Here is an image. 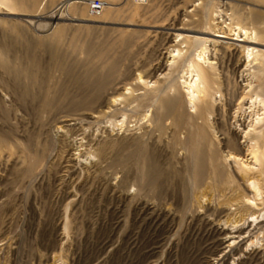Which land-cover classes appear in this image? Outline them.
I'll use <instances>...</instances> for the list:
<instances>
[{"label": "rangeland", "instance_id": "374dc122", "mask_svg": "<svg viewBox=\"0 0 264 264\" xmlns=\"http://www.w3.org/2000/svg\"><path fill=\"white\" fill-rule=\"evenodd\" d=\"M92 1L0 0V264H264V0Z\"/></svg>", "mask_w": 264, "mask_h": 264}, {"label": "bare ground", "instance_id": "6f19581e", "mask_svg": "<svg viewBox=\"0 0 264 264\" xmlns=\"http://www.w3.org/2000/svg\"><path fill=\"white\" fill-rule=\"evenodd\" d=\"M223 14H225V12L223 13ZM215 17H216V19L218 20V23L220 24V23H225V20H224V17L221 15V14H217V15H215ZM217 23V24H218ZM226 27V26H225ZM223 29V28H222ZM230 31V34H228L229 36H232V39H233V41H238V42H245V43H248V44H256V41H253L254 39H256V33L255 32H250V31H248V30H246L245 28H243V27H240L239 25L238 26H235V28H232V30H229ZM216 38H220V39H226L227 38V33H226V35H225V33H222V34H220V35H217L216 36ZM201 43V42H200ZM205 43V42H204ZM205 50V49H204ZM204 50H202V53L200 54V55H198V59H199V61H204L205 59H204ZM247 51H248V54H247V57H246V62L248 63L247 65L249 66V65H252V63L253 62H256L257 61V59H256V57H259V56H261V57H263L262 56V54H260V52H257L258 54L256 55V56H254L255 55V53H254V51H255V49L254 48H247ZM206 52V51H205ZM178 53V52H177ZM254 58H253V57ZM174 61V60H173ZM246 65V66H247ZM195 67H197L200 71H199V73L197 74V75H194L193 77H191V79L190 80H186L185 81V84L187 85V90H188V93H189V95H190V100H193V98H194V95L196 94V95H201V93H203L202 92V88L200 89V85H202L201 84V81L202 80H204L205 79V75H207L208 76V74H207V71H206V69H203L202 68V66L199 64V63H190V66H189V68H195ZM190 70V69H189ZM196 70V69H195ZM194 70V71H195ZM192 71V70H191ZM190 71V72H191ZM193 72V71H192ZM192 74V73H191ZM194 74H195V72H194ZM193 75V74H192ZM189 79V78H188ZM205 82V81H204ZM204 84V83H203ZM249 86L248 87H250V88H252V83H249L248 84ZM148 86V85H147ZM196 97V96H195ZM258 98H256V100H257ZM192 102V101H191ZM248 107H247V110H252L253 108H256V106H263L264 107V100H261V101H254L253 99H251L250 100V102L248 103ZM261 106V107H262ZM263 110V109H262ZM260 111L261 110H259V112H257L256 113V118H255V121H254V124L255 125H257V124H259L261 121H263L264 120V117H262V116H264V113L263 114H260ZM250 151H251V154H252V156H253V158H255L256 159V147H250ZM240 154H241V152L240 151H237L236 152V154H234V153H228L227 154V157L230 159V160H236L237 161V158L239 159V156H240ZM244 164V163H243ZM247 166H248V164H246ZM245 165V166H246Z\"/></svg>", "mask_w": 264, "mask_h": 264}, {"label": "built area", "instance_id": "2783aa9c", "mask_svg": "<svg viewBox=\"0 0 264 264\" xmlns=\"http://www.w3.org/2000/svg\"><path fill=\"white\" fill-rule=\"evenodd\" d=\"M140 3H146L147 0H139ZM106 4L103 1L95 0L89 4V13L92 17L100 16L106 8Z\"/></svg>", "mask_w": 264, "mask_h": 264}, {"label": "water", "instance_id": "95a60500", "mask_svg": "<svg viewBox=\"0 0 264 264\" xmlns=\"http://www.w3.org/2000/svg\"><path fill=\"white\" fill-rule=\"evenodd\" d=\"M5 16L8 18H14V19H25L24 16H19V15H5ZM58 21H59V19H58ZM78 23H86L87 24L86 21L85 22H78Z\"/></svg>", "mask_w": 264, "mask_h": 264}]
</instances>
